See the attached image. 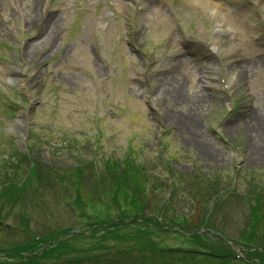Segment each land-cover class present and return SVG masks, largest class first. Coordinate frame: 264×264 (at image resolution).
I'll return each instance as SVG.
<instances>
[{
    "label": "rangeland",
    "instance_id": "374dc122",
    "mask_svg": "<svg viewBox=\"0 0 264 264\" xmlns=\"http://www.w3.org/2000/svg\"><path fill=\"white\" fill-rule=\"evenodd\" d=\"M2 43L14 57L3 64L0 47V178L17 185L0 200L1 252L32 244L26 230L69 231L34 261L241 264L196 254L201 227L264 256V0H45L40 13L0 0ZM89 203L117 217L134 203L191 230L107 235L89 225L110 214L91 217Z\"/></svg>",
    "mask_w": 264,
    "mask_h": 264
},
{
    "label": "trees",
    "instance_id": "16d2710c",
    "mask_svg": "<svg viewBox=\"0 0 264 264\" xmlns=\"http://www.w3.org/2000/svg\"><path fill=\"white\" fill-rule=\"evenodd\" d=\"M4 177H6L5 179L7 180V175H4ZM117 185V189L119 190V191H121V188H120V186L118 185V183L116 184ZM119 187V188H118ZM129 187V186H128ZM132 206L133 205H136V204H131ZM137 208H138V206H136ZM126 208V207H125ZM125 208H124V212L122 213L124 216L125 215H127V216H129V215H131L132 213H131V211H129V212H127V211H125ZM134 209H136V208H133V210ZM139 209H141V208H139ZM138 210V209H137ZM123 216V217H124ZM122 217V218H123ZM173 221H175V219L173 220ZM146 223V222H145ZM133 225H136V224H133V223H130V224H126V223H120V224H118V226H120V227H123V226H130L132 229H134L135 227H132ZM127 234H129L130 235V232H128ZM131 236V235H130ZM138 238H140V235L138 236Z\"/></svg>",
    "mask_w": 264,
    "mask_h": 264
},
{
    "label": "bare ground",
    "instance_id": "6f19581e",
    "mask_svg": "<svg viewBox=\"0 0 264 264\" xmlns=\"http://www.w3.org/2000/svg\"><path fill=\"white\" fill-rule=\"evenodd\" d=\"M35 2H37V0H35ZM47 29V28H46ZM199 103H200V101H199Z\"/></svg>",
    "mask_w": 264,
    "mask_h": 264
}]
</instances>
